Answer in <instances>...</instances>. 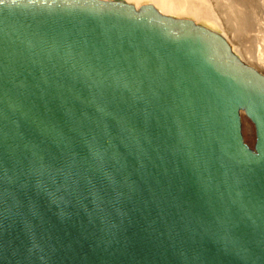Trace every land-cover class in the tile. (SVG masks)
<instances>
[{
  "label": "water",
  "instance_id": "water-1",
  "mask_svg": "<svg viewBox=\"0 0 264 264\" xmlns=\"http://www.w3.org/2000/svg\"><path fill=\"white\" fill-rule=\"evenodd\" d=\"M0 264H264V74L151 3L0 0Z\"/></svg>",
  "mask_w": 264,
  "mask_h": 264
},
{
  "label": "bare ground",
  "instance_id": "bare-ground-1",
  "mask_svg": "<svg viewBox=\"0 0 264 264\" xmlns=\"http://www.w3.org/2000/svg\"><path fill=\"white\" fill-rule=\"evenodd\" d=\"M126 1L129 3L134 2L136 6H138L140 2L142 1H149L151 4L155 5L159 9L160 12L166 15L189 16V17H194L198 21H203L209 24L217 23L218 25L223 26L224 29L228 31L227 32L228 34L230 32L233 33L236 39V42L238 41L239 43H240L239 36H242V34L247 33L246 32L248 31L247 28H250L249 26L250 22L247 20L248 19L247 13L245 14L242 10H238L235 7L237 2H239L240 4L241 3L243 4L245 0H233L234 5L229 3V6L224 5V7H222V3H220L221 6L218 5L219 4L218 0H126ZM216 12H218L221 15L220 19H223L222 21L219 20L218 16H216ZM221 12H223L224 14H222ZM224 17L226 18L224 19ZM234 40L232 39V42H235ZM257 48L258 50L257 51L255 50V52L253 53L249 51H245V52L248 55L251 54L250 55L251 60L252 58L253 60H255V63H253L254 66L255 65L259 66L260 69L264 70V44L263 46L261 44V47L260 48L257 47ZM259 71H262V70H259ZM242 114L244 113L242 112Z\"/></svg>",
  "mask_w": 264,
  "mask_h": 264
},
{
  "label": "rangeland",
  "instance_id": "rangeland-1",
  "mask_svg": "<svg viewBox=\"0 0 264 264\" xmlns=\"http://www.w3.org/2000/svg\"><path fill=\"white\" fill-rule=\"evenodd\" d=\"M218 2H219L218 5H220V6H221L220 3H222V7H224V5L225 6H229V3L234 5V1L233 0H230V1H228V0H218ZM131 3L134 4V2H131ZM147 3H150V2L149 1H142V2H140L139 5H143V4H147ZM235 7L238 10H242L245 14L247 13V16H248L247 20L250 22L249 23L250 28H247V30H248V31H246L247 33H244V34H242V36H239L240 37V40H239L240 43L238 41L236 42V39H235L233 33L230 32L228 34L227 33L228 31H226L223 26H220L217 23L216 24L215 23L209 24V23H206V22H203V21H198L194 17H189V16L176 15V17L192 19V20L196 21L197 23H199L201 25H204L206 27H209V28L219 32L220 34L222 33V35L230 42V44L232 45L234 50L240 55V57L247 64L251 65L252 67H254L256 69H258V71L262 70V71H259V72L264 74V72H263L264 70L263 69H260L259 66H256V65L254 66L253 63H255V60H253V58H252L253 61L251 60V58H250L251 54L248 55L245 52V51H249V52L253 53V52H255V50L256 51L258 50L257 47L260 48L261 44H262V46L264 44V42H263V40H264V0H245L243 2V4L242 3L240 4L239 2H237ZM221 13L224 14L223 12H221ZM216 16L219 17V20H221V21L223 20V19H220L221 15L218 12H216ZM225 18L226 17H224V19ZM232 39L233 40L235 39L234 40L235 42H232ZM257 43H259V44H257ZM252 45H253V47H252ZM250 47H252V48H250ZM248 56H249V58H248ZM245 58H247V59H245ZM248 59H249L250 62L248 61ZM242 134H243L245 142L250 147H253V145L255 143V129H254V125L252 124V122L244 114H242Z\"/></svg>",
  "mask_w": 264,
  "mask_h": 264
}]
</instances>
